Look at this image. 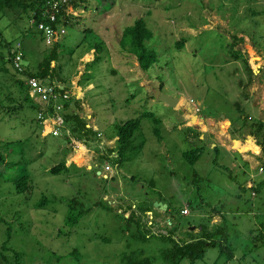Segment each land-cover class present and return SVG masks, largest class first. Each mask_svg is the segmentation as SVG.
<instances>
[{
    "label": "rangeland",
    "instance_id": "obj_1",
    "mask_svg": "<svg viewBox=\"0 0 264 264\" xmlns=\"http://www.w3.org/2000/svg\"><path fill=\"white\" fill-rule=\"evenodd\" d=\"M69 11L75 17L57 39L56 75L78 100L79 117L117 153V128L137 117L140 124L121 157L94 153L90 166H78L67 161L71 144L94 137L61 126L64 107L50 115L54 122L47 130L37 120L35 97L13 109L21 98L14 79L23 75L7 65L9 71L0 72V264H125L121 257L131 251L151 264H264V154L250 137L251 151L242 144L246 131L264 140V126L255 129L264 125V0H84ZM139 17L151 31L146 48L157 56L147 71L120 41L122 29ZM29 28L36 30L25 14L0 10V40L11 48ZM181 38L179 49L174 45ZM38 60L25 54L22 64L35 70ZM157 87L179 97L175 107L153 97ZM250 88H256L254 96ZM190 100L200 107L197 116ZM55 128L60 135L50 132ZM228 137L240 138L232 148L249 161L221 145L224 138L231 144ZM198 147L203 149L194 163L182 157ZM81 155L73 157L78 164ZM58 162L65 168L49 172ZM21 175L28 176L30 190L16 191ZM43 196L46 203L38 207ZM155 201L168 207L161 224L139 212L150 204L158 218ZM70 206L80 216L74 224L66 223ZM212 210L223 220L215 215L212 223L226 227L230 254L219 244L206 245L199 257L177 261L173 244L199 236ZM130 211L135 215L129 219Z\"/></svg>",
    "mask_w": 264,
    "mask_h": 264
},
{
    "label": "trees",
    "instance_id": "obj_2",
    "mask_svg": "<svg viewBox=\"0 0 264 264\" xmlns=\"http://www.w3.org/2000/svg\"><path fill=\"white\" fill-rule=\"evenodd\" d=\"M48 0H0V10H2L4 13L12 14L14 16H21V14H25L28 16L29 21L31 25L35 26L38 22L44 20L43 14L47 13L48 6H47ZM80 0H67L64 3H61L59 5V12L56 13V23H53V26L56 27L58 24L64 26L69 20L72 19L73 16L71 13L66 14V9L71 5L74 9H77L82 2L79 3ZM84 7H87L84 5ZM56 25V26H55ZM32 28V27H30ZM27 29L24 31V38L20 40L19 43V50L25 54L30 55H37L39 60L37 61L35 70H29L28 67L23 66V70L19 71L13 67V58L15 52L18 50L17 45L15 47L11 48L9 45V42H2V46L7 48V59L3 57V54L0 53V72L2 74H6L9 71V68L7 65H10L9 67H13L17 73H20L23 75V77H19L17 79H14V85L17 87V91L20 97L19 101H17L16 104H14L13 109L21 108L24 104L25 100L30 99L33 97L29 92V87L27 84V79L30 77H36L40 80H43L46 83L54 82V80H57L58 82H62L64 84L65 81H61L58 79V76L56 75L58 72H60V69L56 70V60L58 58V51H57V45L60 40H56V42L53 45H46L44 42V36L43 33L32 29ZM151 37V31L147 27L145 20L143 17H139L134 20V22L126 26L122 29L120 33V41L123 44H128L127 51L133 54L136 57V60L138 62L139 67L143 71H147L150 69L153 64H155L157 60V56L154 52H150L145 45V42L150 39ZM40 42H42L45 46L44 49L41 50L40 48ZM17 44V43H16ZM184 45L183 38L179 39L175 42L176 48H182ZM99 47H96L94 49V54L99 53ZM241 53L237 51V53H234V58H237L238 55ZM23 56V58H24ZM96 55H94V60L96 59ZM52 62L54 64L52 65ZM23 65V64H22ZM61 84V83H60ZM160 88V87H159ZM63 90H68L66 87ZM63 90H61L63 92ZM23 94V96H22ZM13 96V95H12ZM11 95H6V98H10ZM69 100H72V96ZM69 100H67L64 103V108L67 107ZM76 105H78V100H72ZM38 104V103H37ZM38 109L40 108V104H38ZM59 114V113H56ZM78 112L75 113H69L64 115V119L75 121L72 123V125L69 121L67 123V127L69 130L75 131L76 133H86L87 135H95L96 133L93 132L91 127H86V123L84 118L79 117ZM152 112H144L143 116H151ZM70 116V117H69ZM38 120V118H37ZM39 123L42 125H46L42 123L40 120H38ZM154 123H157L158 120L156 118H153ZM67 122V121H66ZM140 124V117L129 119L125 122H123L116 131V141L118 143V153L116 152V155L118 157H121L122 153L128 148V143L130 139L133 136L134 131L139 127ZM66 126V125H65ZM264 126L263 122L256 124L257 130H260ZM158 127L157 125L154 127V130L157 131ZM74 132V133H75ZM68 137V135H65ZM255 136V135H254ZM256 138V136H255ZM256 144L260 146L262 153L264 154V140H257L256 138ZM201 147L189 149L182 152V157H184L189 163H194L198 160L202 153ZM4 162V157L0 154V165ZM64 162H58L57 164L53 165L49 172L51 173H58L60 170L65 168ZM262 168V166L260 167ZM15 187L16 191L18 192H24L30 190L32 187L31 184L28 183V176L27 175H21L19 178L15 180ZM252 189V195H255L257 187L250 186ZM46 203V198L43 196L40 198L39 202L37 203L38 207L41 205L44 206ZM152 205H146L142 206L140 208L139 212L142 211L144 214L146 212H151L152 208L150 207ZM184 210L187 211V208H182L181 213L187 214V212H183ZM168 212V207L165 210V216ZM134 214L133 211H130V213L127 215L130 219ZM139 216V214L137 213ZM218 216L219 213L215 210H212V213L210 214V218L208 219L206 224H200V235L193 237L191 236L188 240L184 241L183 243H174L173 245V256L177 257L178 259H182L185 257H188L190 259H194L196 257H199L202 252L204 246H217L220 245V252L225 254H230L231 248L230 244H226L228 241V234L226 227L223 225V220L220 217V220L218 223H212L211 219L214 216ZM155 215L152 216L153 219ZM220 216V215H219ZM78 212L75 211L74 207H68L67 217H66V223L67 224H74L78 218H79ZM167 217V216H166ZM155 224L154 220L153 223ZM161 224V223H160ZM209 225V226H208ZM190 231V229H189ZM164 258V256L162 255ZM122 262L125 264H151V260L147 256H142L141 254H137L134 251H131L130 253L123 254L121 257Z\"/></svg>",
    "mask_w": 264,
    "mask_h": 264
},
{
    "label": "built area",
    "instance_id": "obj_3",
    "mask_svg": "<svg viewBox=\"0 0 264 264\" xmlns=\"http://www.w3.org/2000/svg\"><path fill=\"white\" fill-rule=\"evenodd\" d=\"M67 0H48L47 6L48 9L47 13L43 14L44 20L40 21L36 25V29L43 33L44 36V42L46 45H53L57 39H59L64 33V27L60 24H58L56 27L53 26V23H56V13L59 12V5L61 3H64ZM73 14V11H69V7L66 9V14ZM57 24V23H56ZM18 50L14 54L13 58V67L19 71L23 70L22 60H23V53L21 50H19V43L16 44ZM27 84L29 87L30 94L35 97L40 104V108L37 111V118L42 123H44V120L48 117L50 118V115H54L56 113H59L63 107L64 103L69 100L70 95L72 93L68 90H63L64 87L59 84L57 80L54 82L46 83L43 80H40L36 77H30L27 79ZM63 90V92L61 91ZM71 93V94H70ZM189 108L193 109L194 114H197L200 111V107L193 103L192 100L189 101ZM188 102V103H189ZM55 119V118H54ZM54 122L52 120L49 121ZM50 125V124H49ZM48 125V126H49ZM53 135L58 136L61 133L58 131L57 128L52 129L50 131ZM101 133L97 132V137H100ZM78 145H75V148H77ZM110 166L108 164L105 165V169H109ZM262 169V168H260ZM183 212H187L184 210Z\"/></svg>",
    "mask_w": 264,
    "mask_h": 264
},
{
    "label": "crops",
    "instance_id": "obj_4",
    "mask_svg": "<svg viewBox=\"0 0 264 264\" xmlns=\"http://www.w3.org/2000/svg\"><path fill=\"white\" fill-rule=\"evenodd\" d=\"M61 83V85H63V86H66V82H64V84L62 83V82H59V84ZM76 86H78V83H77V85ZM250 91H251V94L254 96V94H255V92H256V88L254 89V88H250ZM252 105L253 106H256L257 104H254V103H252ZM74 106H77L76 105V103H74L72 100H69V103H68V105H67V107H65L66 108V110H65V108L63 109V113H61V118L60 119H58V123L62 126V124H64V125H67V123H68V120L67 119H64L63 117H64V112H70V111H72V113H75V112H77L76 111V109L74 108ZM258 109V108H257ZM65 110V111H64ZM60 115V114H59ZM81 115V114H80ZM82 116V115H81ZM88 114H85V117H87L88 118ZM224 118H227V117H223L222 119H224ZM202 119V118H201ZM50 119H48V117L44 120V124H46V125H43V128H46V130L47 129H49L50 128V126H49V128L47 127L49 124H50ZM67 121V122H66ZM227 122L229 123V126H230V120L227 118ZM224 126H225V124H223ZM187 126V125H186ZM86 127H90V123H86ZM210 133H212L211 131H210ZM44 134V133H43ZM42 134V135H43ZM75 134V133H74ZM242 138L244 139V142L242 143L241 142V140H240V138H233V139H237L240 143H242V144H245V143H247L248 144V146H249V149H248V151H251V149H252V145L250 144V143H248L247 142V139H248V137H247V135H251L252 136V138H253V142H254V145L255 146H257L258 147V149L260 150V146H258L257 144H256V138H255V136L250 132V131H246V132H243L242 133ZM92 137H94L93 139H91V141L90 140H88L87 141V143L86 144H84V143H80V142H77V143H72L71 145L74 147L75 145H78V147L77 148H73V147H71V152L72 153H68L66 156H69L68 157V159H67V161H69V162H74V163H76V165H83V164H86L85 166H86V168H87V166H90L91 165V161H93L96 157H94L93 155H94V153L95 154H97V155H99V157H105L106 156V154H107V156H113L114 155V153H116L114 150H111L110 152L107 150V148L109 149V148H111V145H112V143H110V142H106V141H104L103 139H102V137H103V135L102 136H100V137H97V136H95V135H92ZM229 138V137H228ZM225 139V138H224ZM220 140L221 142V145H223V146H225L226 147V150L227 151H233V152H237V153H239L240 155H241V157H242V159L243 160H245V161H249L250 160V157L246 154V153H244V152H238L237 150H235L234 148H232V139L231 138H229V141L231 142V144H229V145H227L225 142V140ZM97 142V147L94 145V143H96ZM105 145L104 147H99V145ZM70 145V143H67V147H69V146H71ZM97 148L98 150V152H95L94 151V149L95 148ZM82 149V150H81ZM102 150H104V152H102ZM261 151V150H260ZM77 152H79L80 154H82L81 156V159L84 161L83 163H81V164H78L75 160H73V157L76 155V153ZM108 153H110V154H108ZM101 155H103V156H101ZM106 164V163H105ZM104 177V176H103ZM131 207H132V209H137V206H136V204L135 203H133L132 205H131ZM159 212H158V218H156V219H154V222H155V224H158V221H159V223L161 222V220L163 219L162 217H164V214H161L160 213V210L159 209H157ZM137 213L139 214V212L137 211ZM148 212H146L145 214H147ZM127 214V213H126ZM156 214V212L154 211V210H152L151 211V215L153 216V215H155ZM218 217L220 218V216L218 215ZM150 222V221H149Z\"/></svg>",
    "mask_w": 264,
    "mask_h": 264
},
{
    "label": "water",
    "instance_id": "obj_5",
    "mask_svg": "<svg viewBox=\"0 0 264 264\" xmlns=\"http://www.w3.org/2000/svg\"><path fill=\"white\" fill-rule=\"evenodd\" d=\"M153 97L155 99H157L158 101L162 102L163 104H166L169 107H175L176 103L179 101V97L178 96H171L165 93H162L160 88H154V90L152 91ZM223 118V116H222ZM247 137L252 138L251 135H247ZM253 140V138H252ZM237 141V139H232V146L234 145V142ZM235 150H237L238 152H240V149L238 148H234ZM154 206H156V208H158L159 210H165L166 209V205L159 202V201H155L154 202ZM148 213H151L150 211ZM194 229V226L190 227V230Z\"/></svg>",
    "mask_w": 264,
    "mask_h": 264
},
{
    "label": "clouds",
    "instance_id": "obj_6",
    "mask_svg": "<svg viewBox=\"0 0 264 264\" xmlns=\"http://www.w3.org/2000/svg\"><path fill=\"white\" fill-rule=\"evenodd\" d=\"M61 85V84H60ZM63 86V85H62ZM65 88V86H63ZM197 116V114H195ZM100 133V132H99ZM96 136H97V133H96ZM114 156H116V153H114ZM112 157V156H110Z\"/></svg>",
    "mask_w": 264,
    "mask_h": 264
},
{
    "label": "bare ground",
    "instance_id": "obj_7",
    "mask_svg": "<svg viewBox=\"0 0 264 264\" xmlns=\"http://www.w3.org/2000/svg\"><path fill=\"white\" fill-rule=\"evenodd\" d=\"M190 120H192L191 118H190ZM82 150V149H81Z\"/></svg>",
    "mask_w": 264,
    "mask_h": 264
}]
</instances>
